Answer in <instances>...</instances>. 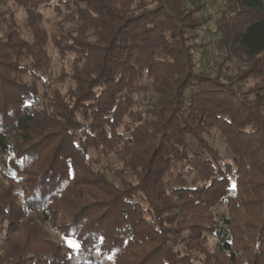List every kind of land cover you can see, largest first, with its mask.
Instances as JSON below:
<instances>
[{
    "label": "trees",
    "instance_id": "16d2710c",
    "mask_svg": "<svg viewBox=\"0 0 264 264\" xmlns=\"http://www.w3.org/2000/svg\"><path fill=\"white\" fill-rule=\"evenodd\" d=\"M189 4L0 0V264H264V0Z\"/></svg>",
    "mask_w": 264,
    "mask_h": 264
},
{
    "label": "rangeland",
    "instance_id": "374dc122",
    "mask_svg": "<svg viewBox=\"0 0 264 264\" xmlns=\"http://www.w3.org/2000/svg\"><path fill=\"white\" fill-rule=\"evenodd\" d=\"M227 0H190L189 7H193L194 4L202 5V10L198 13V17L202 21H205L206 25L203 26L201 31L199 32V39L198 43H204L207 46L211 41H214L216 37L215 31L216 28L214 26V23L216 19L219 17L220 12L225 8ZM44 22L43 26L48 31V33L51 35L56 32L58 22L60 19L57 17L55 11L53 8L44 9ZM24 17V14L21 12L20 19ZM71 25V24H70ZM208 53H212V47H207ZM49 53L52 58V67L50 71V75L46 78V82L44 85L41 86V91L44 92L48 85L56 83L57 79L61 75L62 69H66V71H69L71 59L63 58L58 50L55 48L54 44L50 42L49 44ZM204 50L197 51V61L201 68H209V69H216L217 63L220 62V58L218 56L205 58L203 55ZM58 84V83H56ZM223 154V156L226 158V160H230L231 154L227 150V148L223 145L220 139H217V143L214 144ZM194 166H196V162L193 163ZM202 172H194L188 177L187 183L190 185L198 184L203 180ZM206 177V176H205ZM53 238L62 244H68L67 241L58 233L53 234ZM1 254V249H0Z\"/></svg>",
    "mask_w": 264,
    "mask_h": 264
},
{
    "label": "snow or ice",
    "instance_id": "6c2138e0",
    "mask_svg": "<svg viewBox=\"0 0 264 264\" xmlns=\"http://www.w3.org/2000/svg\"><path fill=\"white\" fill-rule=\"evenodd\" d=\"M70 246H71V243H70ZM77 247H79V245Z\"/></svg>",
    "mask_w": 264,
    "mask_h": 264
}]
</instances>
